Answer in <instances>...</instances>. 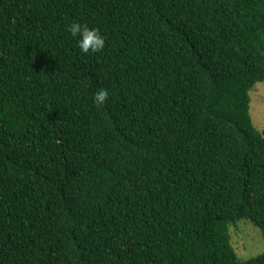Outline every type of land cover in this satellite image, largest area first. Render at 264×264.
Listing matches in <instances>:
<instances>
[{"label":"trees","instance_id":"16d2710c","mask_svg":"<svg viewBox=\"0 0 264 264\" xmlns=\"http://www.w3.org/2000/svg\"><path fill=\"white\" fill-rule=\"evenodd\" d=\"M262 82L264 0H0V264H264Z\"/></svg>","mask_w":264,"mask_h":264},{"label":"rangeland","instance_id":"374dc122","mask_svg":"<svg viewBox=\"0 0 264 264\" xmlns=\"http://www.w3.org/2000/svg\"><path fill=\"white\" fill-rule=\"evenodd\" d=\"M250 116L256 129L264 130V82L256 83L250 91ZM230 243L241 260L264 253L261 232L247 219H240L229 227Z\"/></svg>","mask_w":264,"mask_h":264},{"label":"clouds","instance_id":"9594fccd","mask_svg":"<svg viewBox=\"0 0 264 264\" xmlns=\"http://www.w3.org/2000/svg\"><path fill=\"white\" fill-rule=\"evenodd\" d=\"M68 31L76 39L77 47L85 55L102 54L105 49V40L97 29H92L81 25L80 23H71ZM108 90L99 89L94 94L93 103L96 106H102L108 100Z\"/></svg>","mask_w":264,"mask_h":264}]
</instances>
